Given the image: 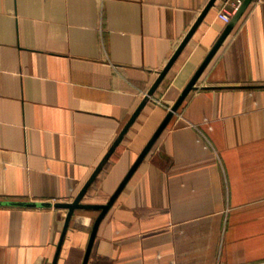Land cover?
Returning a JSON list of instances; mask_svg holds the SVG:
<instances>
[{"label": "crops", "instance_id": "0c3cea01", "mask_svg": "<svg viewBox=\"0 0 264 264\" xmlns=\"http://www.w3.org/2000/svg\"><path fill=\"white\" fill-rule=\"evenodd\" d=\"M0 0V264H54L228 27L217 0ZM230 19V20H231ZM149 98L112 154L106 155ZM76 209L56 264H83ZM88 264H264V0H252L100 224Z\"/></svg>", "mask_w": 264, "mask_h": 264}, {"label": "water", "instance_id": "95a60500", "mask_svg": "<svg viewBox=\"0 0 264 264\" xmlns=\"http://www.w3.org/2000/svg\"><path fill=\"white\" fill-rule=\"evenodd\" d=\"M216 1L217 0H211L209 2L208 6L205 8V10L203 11L201 16L199 17V19L195 23V25L193 26L191 31L188 33V35L186 36V38L184 39V41L182 42V44L180 45V47L178 48V50L176 51L174 56L171 58V60L168 63V65L161 72V74H160L159 78L157 79L156 83L154 84V86L150 90L149 95H152L155 92L156 88L158 87V85L160 84L162 79L164 78L165 74L168 72V70L174 64L175 60L177 59V57L179 56V54L181 53L183 48L186 46V44L188 43L190 38L193 36L194 32L196 31V29L198 28V26L202 22V20L205 17V15L208 13L210 8L214 5V3ZM251 2H252V0H244V2L238 8L237 12L235 13V15L230 20L227 29L225 30V32L223 33L221 38L218 40V42L215 44L213 49L210 51V53L208 54V56L206 57V59L204 60L202 65L199 67V69L197 70V72L195 73V75L193 76L191 81L186 86V88L183 90L181 96L178 98V100L175 103V105L170 109V111L167 114L166 118L164 119L162 124L159 126V128L157 129V131L155 132L153 137L150 139V141L148 142V144L146 145V147L144 148V150L142 151V153L140 154V156L136 160L135 164L132 166V168L130 169V171L128 172V174L124 178V180L121 182L120 186L117 188V190L111 196L110 200L106 204H87V203H83L82 202V199H83L85 193L87 192V190L89 189V187L93 183V181H94V179H95V177H96V175H97V173H98V171L100 169V166H99V168L96 170V172L93 173L91 178L84 185V187L82 188V190L80 191V193L78 194V196L75 198L74 201H72V202H59V203L54 204V206H56V207L68 209V214H67V217H66L65 226H64V229H63V232H62V235H61V239H60L59 246H58V252H57L56 258L54 260V264H56V262H57L58 256H59L61 248H62V244L64 242V238H65V235L67 233V230H68V227H69V224H70V221H71V218L73 216L74 211L76 209H80V208H89V209H98V210H100V214L95 220V223H94V226H93V229H92V233H91V237H90V240H89V244H88V247H87V251H86V254H85V258H84V261H83V264H88V261H89V258H90L91 252H92V248H93L96 236L98 234V230H99L101 222L103 221V219L105 218V216L107 215V213L109 212V210L111 209L113 204L115 203L118 195L123 190L124 186L126 185L128 180L130 179L132 174L138 168L140 163L144 160V158L146 157V155L148 154V152L150 151V149L154 145L155 141L157 140V138L159 137V135L161 134L163 129L169 123V121L173 117L174 113L178 110L179 106L181 105V103L183 102L185 97L194 88V86L197 83L198 79L200 78L201 74L203 73L205 68L208 66L209 62L211 61V59L213 58L215 53L218 51L220 46L223 44V42L225 41V39L227 38V36L231 32V30L233 29V27L235 26L237 21L240 19V17L243 15V13L246 11V9L248 8V6H249V4ZM149 95L143 100V102L141 103L139 108L136 110V112L134 113V115L132 116V118L130 119V121L128 122V124L126 125V127L124 128L122 133L120 134L119 138L117 139L115 144L112 146L111 150L106 155L105 160L109 158V156L112 154V152L114 151L116 146L123 139L124 135L126 134L128 129L130 128V126L132 125V123L134 122L136 117L139 115V113L141 112L143 107L145 106V104H146V102H147V100L149 98ZM0 205H4V206L43 207V206H51L52 204L51 203H43V202H31V201L0 200Z\"/></svg>", "mask_w": 264, "mask_h": 264}, {"label": "built area", "instance_id": "2783aa9c", "mask_svg": "<svg viewBox=\"0 0 264 264\" xmlns=\"http://www.w3.org/2000/svg\"><path fill=\"white\" fill-rule=\"evenodd\" d=\"M236 1H237L236 2V8L238 9L241 6V4L244 2V0H236ZM220 17L223 20H225L226 22H229L230 19H231V16L228 13H226V12L220 13Z\"/></svg>", "mask_w": 264, "mask_h": 264}]
</instances>
